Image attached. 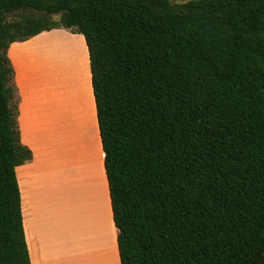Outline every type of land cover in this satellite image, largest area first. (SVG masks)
<instances>
[{"label": "trees", "instance_id": "1", "mask_svg": "<svg viewBox=\"0 0 264 264\" xmlns=\"http://www.w3.org/2000/svg\"><path fill=\"white\" fill-rule=\"evenodd\" d=\"M87 48L120 264H264V0H0V264H31L9 46Z\"/></svg>", "mask_w": 264, "mask_h": 264}, {"label": "crops", "instance_id": "2", "mask_svg": "<svg viewBox=\"0 0 264 264\" xmlns=\"http://www.w3.org/2000/svg\"><path fill=\"white\" fill-rule=\"evenodd\" d=\"M61 32H42L7 50L19 139L31 152V159L15 170L30 262L120 264L87 48L84 44L87 91L83 96L78 90L79 117L74 87L39 60L45 46L41 38Z\"/></svg>", "mask_w": 264, "mask_h": 264}, {"label": "rangeland", "instance_id": "3", "mask_svg": "<svg viewBox=\"0 0 264 264\" xmlns=\"http://www.w3.org/2000/svg\"><path fill=\"white\" fill-rule=\"evenodd\" d=\"M172 2H180L181 0H171ZM62 30L61 34H51L41 38L45 42V46L40 49L39 60L40 62H45L44 66H47L48 62L52 72L58 71L60 76L67 80V86L70 88L74 87L76 92L75 105L77 106L76 114L79 115V103H82V97L78 90L82 91L84 96V89L86 84V71H85V62H84V50L85 46L83 39L80 35L74 36L68 30ZM72 43L70 40L72 38ZM43 66V65H42ZM79 117V116H78ZM105 209L107 211V204H105ZM108 230H112L110 225ZM110 256L111 252H110ZM111 262L114 263L113 258L111 257Z\"/></svg>", "mask_w": 264, "mask_h": 264}]
</instances>
